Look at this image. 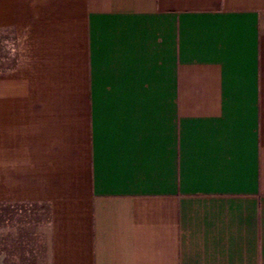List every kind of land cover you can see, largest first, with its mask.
Wrapping results in <instances>:
<instances>
[{
  "label": "crops",
  "instance_id": "0c3cea01",
  "mask_svg": "<svg viewBox=\"0 0 264 264\" xmlns=\"http://www.w3.org/2000/svg\"><path fill=\"white\" fill-rule=\"evenodd\" d=\"M31 264H264V0H0V207Z\"/></svg>",
  "mask_w": 264,
  "mask_h": 264
},
{
  "label": "rangeland",
  "instance_id": "374dc122",
  "mask_svg": "<svg viewBox=\"0 0 264 264\" xmlns=\"http://www.w3.org/2000/svg\"><path fill=\"white\" fill-rule=\"evenodd\" d=\"M40 229L32 208L16 204L0 207V264H31Z\"/></svg>",
  "mask_w": 264,
  "mask_h": 264
}]
</instances>
